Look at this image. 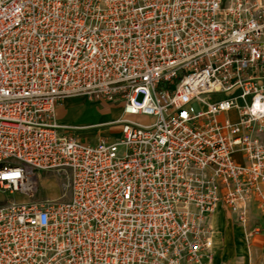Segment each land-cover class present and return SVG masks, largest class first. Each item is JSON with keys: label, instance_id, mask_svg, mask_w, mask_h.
Masks as SVG:
<instances>
[{"label": "built area", "instance_id": "built-area-1", "mask_svg": "<svg viewBox=\"0 0 264 264\" xmlns=\"http://www.w3.org/2000/svg\"><path fill=\"white\" fill-rule=\"evenodd\" d=\"M75 96L120 135L80 140ZM263 135L264 0H0V264H215L221 208L262 233ZM41 172L70 197L23 200Z\"/></svg>", "mask_w": 264, "mask_h": 264}, {"label": "crops", "instance_id": "crops-1", "mask_svg": "<svg viewBox=\"0 0 264 264\" xmlns=\"http://www.w3.org/2000/svg\"><path fill=\"white\" fill-rule=\"evenodd\" d=\"M82 100V104H79L77 101ZM92 99L88 97V99L84 98V96H75L65 99L61 105H59L57 113L58 118L61 123L74 125L80 128L77 132V136L80 140L84 142L97 143L103 138L98 136H92L91 141H87V133L92 131L91 129H96L97 127H103L108 125L109 123H116L120 118L124 116L123 107L121 104L109 103L105 104L106 101H98L92 102ZM231 116L232 118H237V113L235 111L223 115V117ZM117 125H114V127ZM89 130V131H87ZM82 132V133H81ZM87 134V135H86ZM85 135V137H82ZM264 138V135H263ZM236 159L238 162L242 164H247L246 157L243 153L239 152L236 155ZM231 218L230 216H225L220 214H216L214 216V223H223L226 218ZM233 219V215H232ZM231 219V220H232ZM251 219L252 223H260L262 228L264 229V212L260 210L257 199L251 204ZM240 232V231H239ZM218 233V232H217ZM220 234V232L218 233ZM234 234L227 233V242L228 245L225 249V253L221 255V258H215V264H220L222 262H226L228 264H240L242 258L245 259L246 262V254L239 253V251H244L245 247L243 245V239L245 237V232L242 234V231L237 236V247H232L234 245ZM252 249L254 251V256L259 257L263 260L264 258V231L262 233L254 236L252 239ZM214 251V249H213ZM215 253V252H214ZM256 264V263H255Z\"/></svg>", "mask_w": 264, "mask_h": 264}, {"label": "rangeland", "instance_id": "rangeland-1", "mask_svg": "<svg viewBox=\"0 0 264 264\" xmlns=\"http://www.w3.org/2000/svg\"><path fill=\"white\" fill-rule=\"evenodd\" d=\"M84 98L88 99V97L84 96ZM141 99V98H140ZM92 102H97V100H91ZM79 104H82V100L77 101ZM112 102H107L105 104H109ZM114 104V103H113ZM118 104V103H116ZM135 120H138L143 123H148L149 119L145 116H132ZM121 127L119 125L115 126L111 125H105L103 127H97L95 130L91 129L92 131L86 132L87 134V141H91L92 136H98L100 138H110L115 139L118 137L121 133ZM89 131V130H87ZM82 133V132H81ZM82 137H85L83 135ZM36 185V191L34 195L29 198H22L23 200H45V199H68L70 197L71 191H70V178L69 174L62 172H41L38 177H36L35 180ZM14 199L13 196H11L10 193L0 191V205L7 204L10 200ZM222 214L225 216H230L225 219L223 223H214L215 227V233L212 240V247L214 249V255L215 258H221V255L225 253V249L228 245L227 242V233H233L234 236V245L232 247H237L236 244L238 242L237 236L242 231V234L246 233V228L238 225L233 222L232 219V213L226 209L221 208L216 214ZM232 219V220H231ZM253 224H251L248 228L252 227ZM240 231V232H239ZM262 231L264 229L262 228ZM220 232V234L218 233ZM256 236V235H255ZM254 239V236L252 237ZM252 239L250 241L246 240L244 237L243 239V245L245 247L244 251H239V253H245L246 254V262H244L245 259L242 258L240 264H264V258L263 260L259 257L254 256V251L252 247Z\"/></svg>", "mask_w": 264, "mask_h": 264}]
</instances>
